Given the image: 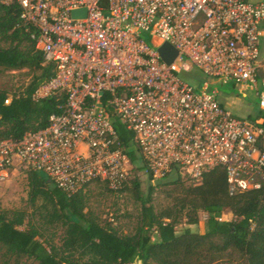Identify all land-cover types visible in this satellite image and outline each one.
Segmentation results:
<instances>
[{"label":"built area","instance_id":"1","mask_svg":"<svg viewBox=\"0 0 264 264\" xmlns=\"http://www.w3.org/2000/svg\"><path fill=\"white\" fill-rule=\"evenodd\" d=\"M53 77L33 100L62 99L48 127L0 143V185L20 166L71 197L93 182L117 192L130 161L111 124L133 134L142 174L199 181L223 168L230 195L264 183V128L218 100L216 84L251 93L264 111V0H0ZM85 10L83 17L72 12ZM177 51L170 64L157 48ZM203 78L195 87L181 77ZM9 100L7 101V103ZM223 214L219 222L227 220Z\"/></svg>","mask_w":264,"mask_h":264},{"label":"trees","instance_id":"2","mask_svg":"<svg viewBox=\"0 0 264 264\" xmlns=\"http://www.w3.org/2000/svg\"><path fill=\"white\" fill-rule=\"evenodd\" d=\"M30 32L19 20L16 5L0 4V72L26 70L31 74L20 93L9 95L0 90V143L19 141L28 133L46 129L49 117L59 113L58 106L63 102L54 96L33 100L36 90L53 77L54 65L35 49ZM249 119H263L258 125L264 128L261 110ZM111 124L131 167L141 171L133 134L115 116ZM171 173L175 178L170 184L182 196L172 209L156 212L152 187L142 192L137 180L128 178L117 191L130 192L140 206L133 234L120 235L111 222L100 221L87 211L84 190L88 185L67 197L44 174L27 172L30 207L38 212L44 225L59 226L63 238L60 245L46 240L28 219L33 216L24 212H0L3 264L21 259L37 264H220L233 254L237 264H264V183L259 190L230 195L223 168L203 174L199 181L181 176L177 170ZM183 179L195 185L184 187ZM200 212L206 215L202 234L189 228L177 231L181 223L197 225ZM226 213L228 219L219 222L218 218Z\"/></svg>","mask_w":264,"mask_h":264},{"label":"rangeland","instance_id":"3","mask_svg":"<svg viewBox=\"0 0 264 264\" xmlns=\"http://www.w3.org/2000/svg\"><path fill=\"white\" fill-rule=\"evenodd\" d=\"M181 77L188 81L193 86H197L199 80L203 78L201 73L194 68H189L187 73H182ZM31 74L26 70L14 72H0V90L6 91L9 95L20 93L29 83ZM215 88L220 94H228L238 96L239 104L237 112L240 117H255L258 115L257 100L254 99L251 93H246L247 96H241L237 87H224L219 84ZM221 100V98H220ZM219 100V101H220ZM264 114V111H262ZM249 113V114H248ZM263 119H259L261 123ZM27 171L22 167L16 166L9 174L7 180L0 185V212H24L27 216H33L32 223L38 228L46 240L52 241L56 245L61 244L63 231L59 226H46L38 212H34L28 203L29 185L27 180ZM175 174L171 173L164 180L155 182L149 180L141 171H136L130 167L129 179L139 182L140 190L146 192L149 186L152 187V205L156 212L166 209H172L182 199L180 190L173 184ZM181 184L184 187L195 185V183L183 179ZM84 194L86 197L87 211L93 213L100 221L111 222L112 226L120 235L133 234L137 217L140 213V206L134 200L130 192H110L104 184L94 182L88 185ZM169 195H171L169 197ZM41 202H38V206ZM225 215H228L226 213ZM199 223L195 226H187L181 223L177 227V231L181 232L185 228H189L195 233L202 234L204 231V220L206 215L202 212L198 214ZM3 252L0 251V264H3L5 259L2 257ZM228 260V259H227ZM224 260L220 264H237L238 258L235 254L232 255L229 261ZM9 264H37L32 261L21 259L18 263L9 261Z\"/></svg>","mask_w":264,"mask_h":264},{"label":"water","instance_id":"4","mask_svg":"<svg viewBox=\"0 0 264 264\" xmlns=\"http://www.w3.org/2000/svg\"><path fill=\"white\" fill-rule=\"evenodd\" d=\"M85 15V10H79L72 12V17H83ZM157 52L160 59L166 63L170 64L177 57V51L168 43H164L157 48Z\"/></svg>","mask_w":264,"mask_h":264},{"label":"crops","instance_id":"5","mask_svg":"<svg viewBox=\"0 0 264 264\" xmlns=\"http://www.w3.org/2000/svg\"><path fill=\"white\" fill-rule=\"evenodd\" d=\"M232 87V86H230ZM241 96L245 97L247 96V94H243L241 93ZM221 98V100H220ZM255 99V98H254ZM218 100H220L219 102L224 106L226 107L227 109H229L232 113H234L235 115L239 116L238 113L236 110L237 108V105L239 103V98L238 96H233V95H228V94H220L218 93ZM256 100V99H255ZM240 104V103H239ZM241 105V104H240ZM259 110V109H258ZM249 114V113H248ZM243 118H249L248 117H243Z\"/></svg>","mask_w":264,"mask_h":264}]
</instances>
